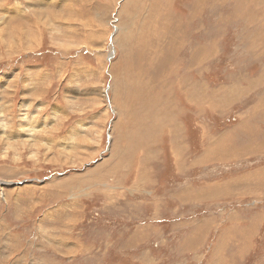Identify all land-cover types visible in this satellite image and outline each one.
<instances>
[{
	"label": "rangeland",
	"instance_id": "374dc122",
	"mask_svg": "<svg viewBox=\"0 0 264 264\" xmlns=\"http://www.w3.org/2000/svg\"><path fill=\"white\" fill-rule=\"evenodd\" d=\"M0 141V264H264V0H0Z\"/></svg>",
	"mask_w": 264,
	"mask_h": 264
},
{
	"label": "bare ground",
	"instance_id": "6f19581e",
	"mask_svg": "<svg viewBox=\"0 0 264 264\" xmlns=\"http://www.w3.org/2000/svg\"><path fill=\"white\" fill-rule=\"evenodd\" d=\"M147 27H148V26H147ZM17 30H18V29H17ZM1 32H2V31H1ZM16 32H17V31H16ZM28 34H29V33H28ZM21 35H22V34H21ZM26 35H27V34H26ZM22 36H23V35H22ZM31 36H32V35H31ZM30 38H31V37H30ZM2 39H3V38H2ZM33 42H34V43H35V42H38V39L36 38V39H34V40H31V39L28 40V43H29V44H32ZM37 44H38V43H37ZM33 45H34V44H33ZM150 56H151V55H150ZM87 83H88V82H87ZM196 97H197V96H196ZM34 109H35V108H34ZM0 142H1V141H0ZM7 146H8V145H7ZM36 148H37V147H36ZM2 172H3V171H2Z\"/></svg>",
	"mask_w": 264,
	"mask_h": 264
}]
</instances>
